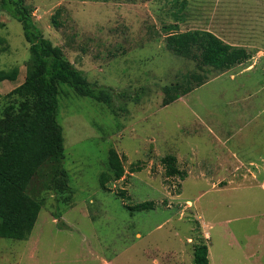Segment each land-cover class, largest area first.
Wrapping results in <instances>:
<instances>
[{
    "label": "rangeland",
    "instance_id": "374dc122",
    "mask_svg": "<svg viewBox=\"0 0 264 264\" xmlns=\"http://www.w3.org/2000/svg\"><path fill=\"white\" fill-rule=\"evenodd\" d=\"M24 3L43 36L115 97L109 108L60 84L71 190L52 191L44 175L31 181L42 207L25 240L0 237V264H193L199 244L209 264H264V0ZM210 18L247 60L221 72L167 49L166 35L208 29ZM0 37V69H19L16 80L0 82L2 109L24 81L30 52L21 24L1 9ZM190 74L205 82L163 105V86L182 90L194 83ZM231 134L224 149L220 139ZM110 149L123 166L119 179ZM167 154L183 180L165 175ZM144 201L154 208H127Z\"/></svg>",
    "mask_w": 264,
    "mask_h": 264
},
{
    "label": "trees",
    "instance_id": "16d2710c",
    "mask_svg": "<svg viewBox=\"0 0 264 264\" xmlns=\"http://www.w3.org/2000/svg\"><path fill=\"white\" fill-rule=\"evenodd\" d=\"M0 7L21 24L30 52L24 81L5 94L6 102L0 109V237L25 240L42 207V202L28 192L31 181L45 176L47 183L44 181V184L52 191L71 190L63 167L62 126L57 120L60 84H67L76 94L109 108L113 107L115 93L88 81L83 72L63 56L62 49L43 36L24 0H0ZM52 21L55 25L56 17L53 16ZM4 42L0 37V44ZM166 47L176 55L199 59L202 65L221 72L250 57L244 48L230 46L212 32L200 29L166 35ZM18 71L16 66L0 69V82L16 80ZM191 77L194 83L188 82L182 90L180 84L163 86L162 104L167 105L194 85L205 82V76L200 74ZM162 163L167 177L178 175L183 180L187 176L177 167L174 155H165ZM108 164L112 177L119 179L123 166L114 149L109 151ZM105 177L106 173L101 176V183L106 181ZM154 206V202L144 201L127 208L133 211ZM193 264H209L205 244L194 248Z\"/></svg>",
    "mask_w": 264,
    "mask_h": 264
},
{
    "label": "crops",
    "instance_id": "0c3cea01",
    "mask_svg": "<svg viewBox=\"0 0 264 264\" xmlns=\"http://www.w3.org/2000/svg\"><path fill=\"white\" fill-rule=\"evenodd\" d=\"M211 16H212V14H211ZM205 26H207V24L205 23ZM203 30H208V31H210V32H212L213 34H215V35H217L218 37H220V38H225L226 37V35H223L222 34V32H220V31H218L217 29H216V27H215V25L212 23V19L210 18L209 19V24H208V29L207 28H205V29H203ZM229 36H227L226 38H228ZM234 138V135H226V137L224 138V139H220V141H221V145L224 147V149H227L228 150V147H227V145H228V143L232 140ZM235 159H236V161L238 162L239 161V164H241V165H243L244 164V162H245V160H247V159H245V158H243V157H239L238 155H234L233 156ZM249 161V164H251V165H253V166H259L258 164H256L254 161H251V160H248ZM221 162H222V160H221ZM190 173V172H189ZM188 173V174H189ZM264 182V178H263V180H262V183ZM264 184V183H263ZM264 187V186H263Z\"/></svg>",
    "mask_w": 264,
    "mask_h": 264
}]
</instances>
